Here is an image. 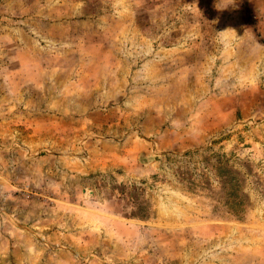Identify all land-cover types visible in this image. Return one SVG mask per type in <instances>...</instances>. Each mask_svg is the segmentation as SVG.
<instances>
[{
  "label": "rangeland",
  "instance_id": "rangeland-1",
  "mask_svg": "<svg viewBox=\"0 0 264 264\" xmlns=\"http://www.w3.org/2000/svg\"><path fill=\"white\" fill-rule=\"evenodd\" d=\"M0 264H264V0H0Z\"/></svg>",
  "mask_w": 264,
  "mask_h": 264
},
{
  "label": "clouds",
  "instance_id": "clouds-1",
  "mask_svg": "<svg viewBox=\"0 0 264 264\" xmlns=\"http://www.w3.org/2000/svg\"><path fill=\"white\" fill-rule=\"evenodd\" d=\"M229 30H232V29H226V30H224V31H221V32H219V33H225V32H228Z\"/></svg>",
  "mask_w": 264,
  "mask_h": 264
},
{
  "label": "trees",
  "instance_id": "trees-1",
  "mask_svg": "<svg viewBox=\"0 0 264 264\" xmlns=\"http://www.w3.org/2000/svg\"><path fill=\"white\" fill-rule=\"evenodd\" d=\"M235 198V197H234ZM238 199V198H237ZM237 199H235V201L237 202ZM230 202H232V200L230 201Z\"/></svg>",
  "mask_w": 264,
  "mask_h": 264
}]
</instances>
